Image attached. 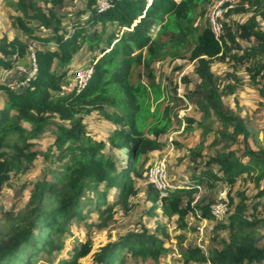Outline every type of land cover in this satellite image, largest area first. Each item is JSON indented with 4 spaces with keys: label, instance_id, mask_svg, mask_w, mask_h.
<instances>
[{
    "label": "trees",
    "instance_id": "trees-1",
    "mask_svg": "<svg viewBox=\"0 0 264 264\" xmlns=\"http://www.w3.org/2000/svg\"><path fill=\"white\" fill-rule=\"evenodd\" d=\"M66 1L0 0L21 14L19 28L40 45L33 51L36 72L24 86L16 90L0 83L6 96L0 109V193L12 173H26L39 158L35 141L51 127L55 140L45 156L51 158L49 153L55 149L63 162L51 173L52 180L35 184L23 211L2 212L6 224L0 229V264H36L39 252L40 258L52 263L64 245L56 238L74 219L84 220V211L97 212L107 222L117 205L131 210L130 199L137 195L135 183L146 179L149 155L162 151L163 137L175 129L171 102L176 97L170 99L158 82L156 63L168 59L196 63L200 83L186 97L205 116L220 121L223 135L229 133L233 141L240 137L246 141L250 132L242 118L225 109L212 64L230 58L249 65L246 70L255 83L264 81V30L256 21L257 14L264 18V0H241L228 11L253 15L244 23L225 22L221 42L209 21L217 0H108L103 11L96 0H89V14L78 17L71 31L64 30L58 11ZM42 30L50 35L37 36ZM50 43L54 47L46 48ZM29 49L27 42L0 38V68L11 70ZM83 49L97 52L89 65L93 74L85 89L78 90L76 84L69 88L71 66ZM94 112L115 127L107 142L87 133L84 118ZM180 119L189 127L194 123L188 115ZM190 153L195 162L201 157V149ZM207 165H216L220 176L210 169L200 170L187 186L175 185L165 198L150 186L156 192L154 201L163 199L165 215L178 216L180 228L185 229L190 213L210 225L217 222L211 237L217 246L207 251L202 244L183 248L181 264H264V247L259 245V229H264V148L254 150L247 145L240 152H217ZM241 179L251 181L256 192L250 196L247 190H238L236 203L229 193L227 217L216 221L211 206L217 199L203 203L205 199L196 196L219 182L233 190ZM114 189L119 190L118 198L110 203L106 196ZM86 194L92 196L84 201ZM156 228L166 233L164 226ZM124 251L141 260H157L167 248L160 236L142 229L119 242L106 243L94 254L88 239L73 250L70 260L60 264H84L91 254L94 264H124Z\"/></svg>",
    "mask_w": 264,
    "mask_h": 264
},
{
    "label": "rangeland",
    "instance_id": "rangeland-1",
    "mask_svg": "<svg viewBox=\"0 0 264 264\" xmlns=\"http://www.w3.org/2000/svg\"><path fill=\"white\" fill-rule=\"evenodd\" d=\"M16 1L10 0V2ZM88 1L67 0L58 9L62 15L64 30L71 31L72 24L78 20V17L89 14ZM102 1L98 0L100 4ZM252 15L253 12L237 15L227 13L224 20L228 24L231 22L244 23ZM18 16H21V14L9 3H0V38L6 37L9 40L16 38L29 43L30 46L29 54L26 58L17 61L11 70L0 68V83L16 90L26 84L25 80L27 78L34 75L31 62L34 57L33 51L40 46L37 42L33 43V39L28 38L21 31L18 26ZM256 21L260 28L264 30V18L260 14H257ZM36 24V22H30L32 26H36ZM109 30H112L110 26ZM36 35L48 37L50 34L42 30ZM241 46L244 47L245 42L242 41ZM53 47L54 44L50 43L46 48ZM233 52L231 51L230 53ZM96 54L97 52L91 53L88 49H83L75 56L68 76L70 81L69 88L75 84V72L89 67ZM246 66L236 63L230 58L216 61L212 64V71L218 77L219 94L225 109L242 118L250 132L246 141L242 137L233 141L230 140L229 133H226L225 136L223 135L224 129L220 121L216 118L205 116L186 97L200 83L195 62H190L186 59L175 61L168 59L154 65L157 80L167 90L169 98L171 99L172 96H175L180 99L175 98L171 102L176 114V116L173 115L175 129L171 134L163 137L162 140L165 142L163 150L149 155V161L146 165L148 170L154 165L155 161L163 157L162 160L165 159V169L170 183L184 187L191 182V176H195L200 170L210 169L215 175L220 176L216 165L209 167L207 165L208 160L217 152H240L247 145L254 150L264 148V81L260 80L259 83H255L246 70ZM5 101V94L0 91V109L4 106ZM187 115L194 120L193 125H190V127L184 119L182 121L180 119L185 118ZM84 123L87 133L97 141L107 142L109 135L115 128L113 124L103 119L96 112L85 116ZM53 129L51 127L35 141L34 149L41 154L32 167L26 173H12L11 180L0 193V229L6 224L2 212L17 214L23 211L28 205L35 184L44 179L52 180L51 173L60 169L63 164L57 159L56 155L59 153L55 149L49 153V155L52 154L51 158L47 159L45 156L48 150L52 148L55 140ZM221 131L222 133H220ZM169 138L172 139L171 142H169ZM197 148L201 149V157L195 162L190 150ZM117 156L118 158L122 157L120 153ZM147 172L144 174L145 177ZM135 185L137 195L130 199V205H132L130 211L127 212L122 206L117 205L113 217L107 222H104L97 212L88 213V211H84V220L74 219L68 225L66 232L61 237L56 238V240L63 241L64 245L59 253L54 254V261L48 263L44 258H40L42 252H39L36 264H60L63 260H70L73 250L88 239L92 240V254H94L106 243L119 242L128 234L139 232L142 229H148L150 232L160 236L167 251L157 260L152 258L141 260L124 251L121 254V260L124 264H181L183 248L192 247L199 243L207 251L210 246H217V243L211 240L214 235V225L217 222L206 228L203 235L204 238L199 242L197 229L201 225L196 215L190 213L185 219V229H182L179 227L178 216L168 217L165 215L162 209L163 199L158 197L154 201L153 198L156 196V192L147 184L146 179L136 181ZM243 189L247 190L250 196L256 192V188L251 181L241 179L233 190L228 184L219 182V185H216L215 188H203L196 197L200 195L199 200L204 198L203 203L215 202L220 192L228 190V194L230 193L235 197L236 203L238 199L235 193ZM118 194L119 190L114 189L108 191L106 198L110 203H114L118 198ZM91 196V194H86L84 201ZM186 200L187 198H185V202ZM196 202L197 200L192 205ZM152 206L155 207L152 209ZM158 225L165 227V234L162 235L157 230L156 226ZM223 235L226 236L225 233ZM259 235L262 236L259 245L264 247L263 228L259 229ZM92 254L83 260L84 264H94Z\"/></svg>",
    "mask_w": 264,
    "mask_h": 264
},
{
    "label": "built area",
    "instance_id": "built-area-1",
    "mask_svg": "<svg viewBox=\"0 0 264 264\" xmlns=\"http://www.w3.org/2000/svg\"><path fill=\"white\" fill-rule=\"evenodd\" d=\"M240 1L241 0H217L216 3L214 4V7L210 10L209 21L211 24V29L215 38L219 42H221L220 40L223 36V27L225 23L224 17L228 13V11L233 9L235 5L238 4ZM96 2L99 11H103L109 6L108 0H103L101 4L98 2V0H96ZM33 71L34 73L36 72V64L34 57H33ZM92 74H93V69L90 67L76 71L75 72L76 88L78 90L85 89L89 80L91 79ZM171 141L172 139L169 138V142ZM162 159L155 161L154 165H152L151 168L148 170L146 175V181L149 186H151L153 189L159 192L162 198H165L169 195L170 190L175 188V185L170 183V181L168 180V174L164 164L165 159L164 160ZM229 203L230 201L228 198V190H224L223 192H220V194L218 195L217 202L211 206V214L216 221H222L227 217V214L230 209ZM198 217H200V214H198ZM200 225L201 226H199V228L197 229L199 235L198 238L199 242L203 240L204 238L203 235L204 232L206 231V228L211 226L208 220L206 219L200 220ZM208 264L211 263L209 262Z\"/></svg>",
    "mask_w": 264,
    "mask_h": 264
}]
</instances>
